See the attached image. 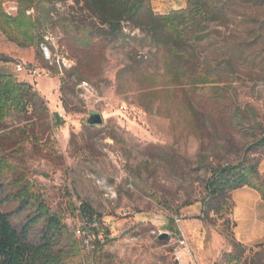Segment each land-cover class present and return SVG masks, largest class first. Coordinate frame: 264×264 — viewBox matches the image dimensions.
Masks as SVG:
<instances>
[{
	"label": "rangeland",
	"instance_id": "obj_1",
	"mask_svg": "<svg viewBox=\"0 0 264 264\" xmlns=\"http://www.w3.org/2000/svg\"><path fill=\"white\" fill-rule=\"evenodd\" d=\"M44 2L27 14L40 21L48 53L0 33V57L8 59L0 72L30 84L49 111L47 125L14 109L0 123L2 209L16 208L8 201L14 192L35 194L91 264H246L241 249L227 257L231 201L208 211L204 185L210 169L244 157L264 170V150L252 149L264 136V2L215 0L201 39L188 43L191 61L208 75L199 85L175 83L145 32L123 25L119 34L99 33L73 0ZM17 62L38 75L25 81ZM92 113L101 125L87 124ZM246 225L236 222L239 233ZM92 228L99 232L85 246L78 232Z\"/></svg>",
	"mask_w": 264,
	"mask_h": 264
},
{
	"label": "trees",
	"instance_id": "obj_2",
	"mask_svg": "<svg viewBox=\"0 0 264 264\" xmlns=\"http://www.w3.org/2000/svg\"><path fill=\"white\" fill-rule=\"evenodd\" d=\"M6 1L17 4L14 16L4 12ZM152 1L73 0L80 6V11L94 21L90 28L99 29V33L105 29L108 34H119L123 25H127L132 30L148 34L163 53L167 74L175 83L199 85L208 82V75L191 61L188 43L191 39H201L200 33L204 32L205 24L213 19L217 11L215 0H187L184 9L165 15L153 11ZM43 3L44 0H0V33L19 48L41 44L43 38L37 29L40 21L27 12L34 10L39 13L38 6ZM0 61L8 59L1 56ZM12 109L26 114L30 111V118L33 116L35 119L33 123L47 125L49 111L46 101L30 84L17 82L11 75L0 72V123ZM53 118L55 122L60 121L56 114ZM252 149L264 150V136L253 144ZM204 186L209 202L206 209L214 213L228 205L231 193L242 187L256 190L264 199V178L259 171V163L246 157L236 164L210 169ZM8 201L18 204L14 210L4 211L0 201V264H91L83 254L81 242L63 218L42 199L22 189L12 193ZM90 220L99 223L92 216ZM98 232L99 229L95 228L88 231L92 238H96ZM232 248L227 256L229 258L236 250H243L239 255L245 252L234 242ZM260 248L244 260L246 264H264V248Z\"/></svg>",
	"mask_w": 264,
	"mask_h": 264
},
{
	"label": "crops",
	"instance_id": "obj_3",
	"mask_svg": "<svg viewBox=\"0 0 264 264\" xmlns=\"http://www.w3.org/2000/svg\"><path fill=\"white\" fill-rule=\"evenodd\" d=\"M186 4V0H154L151 3L153 11L160 15H165L169 11L184 9ZM14 55L20 56L19 52H15ZM261 163L259 164V171L264 178V170L261 169ZM231 203V240L245 250L244 258L240 259H249L255 252L260 251V246L264 248V237L262 236L264 235V199L256 190L242 187L231 193ZM236 222L247 223L248 229L246 234L239 233ZM179 231L184 236L186 235L180 228ZM219 246V239L213 238L212 247L214 253H216ZM226 248L227 251H231L232 249L231 245H228ZM248 254H250L249 257L247 256ZM190 263L192 264V262Z\"/></svg>",
	"mask_w": 264,
	"mask_h": 264
},
{
	"label": "built area",
	"instance_id": "obj_4",
	"mask_svg": "<svg viewBox=\"0 0 264 264\" xmlns=\"http://www.w3.org/2000/svg\"><path fill=\"white\" fill-rule=\"evenodd\" d=\"M3 9L4 12L8 15V16H14L16 14L17 11V7H12L9 3L3 4ZM41 48L48 53V49L46 46H44L43 44H41ZM14 72L17 75H20L23 77V79L25 81L33 78L34 76L38 75V71L36 68H34L33 66H31L30 64L27 63H23V62H17L14 64ZM176 222H178V220H176ZM79 236L83 237V243L85 244V246L89 245V233L87 234H81V231L78 232ZM179 245L183 248H187L186 243L184 240H179ZM189 255H190V251L187 249L186 251Z\"/></svg>",
	"mask_w": 264,
	"mask_h": 264
},
{
	"label": "water",
	"instance_id": "obj_5",
	"mask_svg": "<svg viewBox=\"0 0 264 264\" xmlns=\"http://www.w3.org/2000/svg\"><path fill=\"white\" fill-rule=\"evenodd\" d=\"M87 124L89 126H97L102 124V117L98 113H92L87 119ZM167 238V234H161L159 240H164Z\"/></svg>",
	"mask_w": 264,
	"mask_h": 264
}]
</instances>
